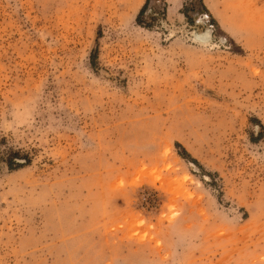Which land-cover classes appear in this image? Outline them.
<instances>
[{
  "label": "rangeland",
  "instance_id": "374dc122",
  "mask_svg": "<svg viewBox=\"0 0 264 264\" xmlns=\"http://www.w3.org/2000/svg\"><path fill=\"white\" fill-rule=\"evenodd\" d=\"M145 3L0 0V264H264V0Z\"/></svg>",
  "mask_w": 264,
  "mask_h": 264
},
{
  "label": "trees",
  "instance_id": "16d2710c",
  "mask_svg": "<svg viewBox=\"0 0 264 264\" xmlns=\"http://www.w3.org/2000/svg\"><path fill=\"white\" fill-rule=\"evenodd\" d=\"M148 2H149V0H146L145 5L139 11L138 16H137V22H139L140 16H142V14L144 13L145 8H146ZM18 157H23L22 158L23 159L22 160L23 163L18 164V163H15L14 162V159L15 158H18ZM29 162H30V160H29V158H28L27 155H20L19 152H6V161H5V163H6L7 167H8V169H10V170H14V169H17V168H21V167H23L25 165H28Z\"/></svg>",
  "mask_w": 264,
  "mask_h": 264
}]
</instances>
